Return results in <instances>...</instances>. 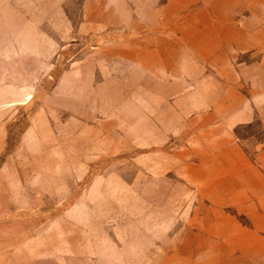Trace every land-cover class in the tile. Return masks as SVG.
I'll return each instance as SVG.
<instances>
[{
    "label": "rangeland",
    "instance_id": "obj_1",
    "mask_svg": "<svg viewBox=\"0 0 264 264\" xmlns=\"http://www.w3.org/2000/svg\"><path fill=\"white\" fill-rule=\"evenodd\" d=\"M0 264H264V0H0Z\"/></svg>",
    "mask_w": 264,
    "mask_h": 264
}]
</instances>
